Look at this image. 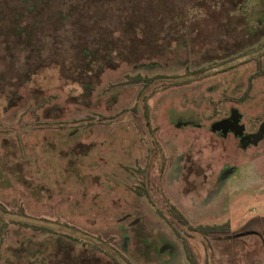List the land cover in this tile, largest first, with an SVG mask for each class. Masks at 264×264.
Returning a JSON list of instances; mask_svg holds the SVG:
<instances>
[{
    "label": "rangeland",
    "instance_id": "obj_1",
    "mask_svg": "<svg viewBox=\"0 0 264 264\" xmlns=\"http://www.w3.org/2000/svg\"><path fill=\"white\" fill-rule=\"evenodd\" d=\"M7 1L0 264H188L184 241L199 264H264V137L211 128L233 107L246 131L264 119V0H72L37 55ZM171 204L230 230L191 232Z\"/></svg>",
    "mask_w": 264,
    "mask_h": 264
},
{
    "label": "trees",
    "instance_id": "obj_2",
    "mask_svg": "<svg viewBox=\"0 0 264 264\" xmlns=\"http://www.w3.org/2000/svg\"><path fill=\"white\" fill-rule=\"evenodd\" d=\"M5 3H17V4H21V6L23 7L22 10H20L19 12H17L16 10L14 11L13 13L14 18L19 21L18 23H15L13 29L10 28L9 30L11 31V33L15 35L16 38L21 39L22 48L25 52L34 53L35 55H37L46 50V47L43 44L41 45L38 42L39 39L41 38V35H43V32L44 33L47 32L48 30L47 27L51 25L50 23H59L58 24L59 26L60 24L65 23V21H68L69 15L66 11H64V9L68 6V4H72L73 1L72 0H62V1L61 0H9ZM29 9H30V13L35 12L34 13L35 15H38L41 12L42 13L41 15H43L44 22L42 23L43 20H41L40 22L34 21L35 20L34 18L30 25H24V23H22V21L20 20L30 17V14L28 12ZM1 16L2 18L5 17L2 13H1ZM8 34H9L8 31H6L5 35H8ZM109 41L110 40H108V42ZM80 48H81V53L83 56L89 57L88 58L89 61L94 60L93 56L96 57V55L93 50H91L87 46H82ZM132 79L135 82H139V81H145L144 79L146 78L143 77L141 74H137L133 76ZM50 114L48 116H50ZM169 211H170L171 216L177 222L188 226V229L191 232H194V233H197L203 236L214 234L220 231L228 232L230 230L229 223H224L221 225H197V226L190 225L186 216L174 204L170 205ZM184 242H185L184 247H185V253H186V258L188 260V264H199L197 255L195 254L193 248L186 241ZM81 244H85V243L81 242ZM90 248H91L90 246L84 247L81 245L79 253L77 252L75 256L76 255H78L79 257L84 256L85 257L84 260L88 261L87 259H89L90 255L85 253V251L88 252ZM94 248L98 249L99 251H101L102 253L106 255L109 254L108 250H106L105 247L102 248L101 246H99V243L94 244ZM90 257L92 259L104 261L102 260V257L99 255L90 256ZM127 261L131 264V262L128 259ZM116 262L117 264H123L118 259H116Z\"/></svg>",
    "mask_w": 264,
    "mask_h": 264
},
{
    "label": "water",
    "instance_id": "obj_3",
    "mask_svg": "<svg viewBox=\"0 0 264 264\" xmlns=\"http://www.w3.org/2000/svg\"><path fill=\"white\" fill-rule=\"evenodd\" d=\"M241 118L242 114L239 109L233 108L229 117L215 121L211 128L215 132L219 130L223 131L225 136L230 129L234 130L237 128L236 135L242 136L240 143L243 148H247L252 143L257 144L264 137V120L261 122L259 129L255 133L244 135L246 126L240 123Z\"/></svg>",
    "mask_w": 264,
    "mask_h": 264
},
{
    "label": "flooded vegetation",
    "instance_id": "obj_4",
    "mask_svg": "<svg viewBox=\"0 0 264 264\" xmlns=\"http://www.w3.org/2000/svg\"><path fill=\"white\" fill-rule=\"evenodd\" d=\"M260 24H262V23H260ZM233 108H235V107H233ZM232 108V109H233ZM231 109V110H232ZM230 115H231V111H230ZM229 115V116H230ZM229 116H226V117H229ZM226 117H223V118H226ZM264 120V119H263ZM240 123L242 124L243 122H242V120H240ZM261 124V123H260ZM259 127H260V125H259ZM259 127L258 128H256V129H254L253 131H246V129H245V134L244 135H246V134H253V133H255L258 129H259ZM236 130H237V128H235L234 130H229L228 131V133H227V135L226 136H228L229 134H231V133H233L238 139H239V141L241 142V138H242V136H240V135H236ZM248 130V129H247ZM217 133H219V134H221V135H223V136H225L224 134H223V131H221V130H219V131H216ZM241 144V143H240ZM251 146H252V144H250ZM249 145V146H250Z\"/></svg>",
    "mask_w": 264,
    "mask_h": 264
}]
</instances>
